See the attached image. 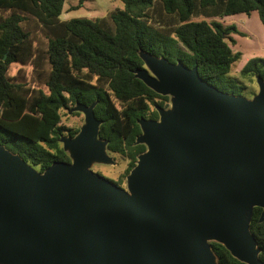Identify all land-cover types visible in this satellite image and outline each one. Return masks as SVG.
Masks as SVG:
<instances>
[{"label":"water","instance_id":"95a60500","mask_svg":"<svg viewBox=\"0 0 264 264\" xmlns=\"http://www.w3.org/2000/svg\"><path fill=\"white\" fill-rule=\"evenodd\" d=\"M134 77L169 97L139 117L137 156L121 188L93 172L113 164L98 137L96 101L73 136L69 161L43 171L0 144V264H218L211 242L264 264L250 230L264 219V79L246 97L217 89L197 67L139 51Z\"/></svg>","mask_w":264,"mask_h":264},{"label":"trees","instance_id":"16d2710c","mask_svg":"<svg viewBox=\"0 0 264 264\" xmlns=\"http://www.w3.org/2000/svg\"><path fill=\"white\" fill-rule=\"evenodd\" d=\"M64 1L0 0V144L38 171L54 161L70 160L59 137L72 136L78 129L60 124V110L96 101L98 137L108 141L111 153L128 161L125 174L129 173L145 150L144 144L135 143L138 118L157 119L155 107L168 102L167 96L134 77V70L144 67L139 51L196 66L204 81L235 95L246 91L252 96L256 91L246 83L264 79V58H252L241 68L245 82L227 76L239 57L232 51L231 34L243 33L216 19L255 11L264 25V0H119L122 8L111 11L107 20H62ZM157 8L159 15L173 17L174 22L164 25L155 17ZM35 31L43 32L45 42ZM14 63L29 65L43 77L45 90L9 75ZM260 211L253 208L250 230L264 262ZM211 247L218 264H245L222 244L211 242Z\"/></svg>","mask_w":264,"mask_h":264},{"label":"rangeland","instance_id":"374dc122","mask_svg":"<svg viewBox=\"0 0 264 264\" xmlns=\"http://www.w3.org/2000/svg\"><path fill=\"white\" fill-rule=\"evenodd\" d=\"M77 4L78 0H65L60 19L66 20L74 17H88L92 19L103 18L107 20L108 14L111 11L120 9L123 6L122 2L119 0H84L78 8H74ZM156 11L157 13L155 14V17L163 19L162 23L164 25L174 22L173 17H163V14L159 15V8H157ZM201 18L204 17H195L194 19L198 20ZM205 19L210 20L211 18ZM233 20L235 22L238 20L236 26L245 32V36H240L236 33L231 34V36H237V40H234V44H232V51L238 52L239 57L232 63L227 76L245 82V79L240 77L241 68L252 58H264V25L260 21L256 12H250L249 14H233L223 18V21L226 23H232ZM40 32H37L38 37L42 42H45L44 37H42L43 32ZM41 44L43 45V43ZM9 75L14 76L16 80L27 82L29 87L42 88L45 90V85L43 84L44 79H42L43 77L40 78L34 71L32 72L29 65H20L18 63L11 64L9 66ZM246 84H248L249 89L257 90L255 82ZM240 95L247 97L246 91H243ZM71 108L60 110V124L66 128L79 129L83 123V114L78 111H71ZM108 154L112 157L113 164L96 163L92 165L91 169L114 180L117 184L124 187L126 184V176L128 174H125L128 161L120 154L109 152Z\"/></svg>","mask_w":264,"mask_h":264},{"label":"crops","instance_id":"0c3cea01","mask_svg":"<svg viewBox=\"0 0 264 264\" xmlns=\"http://www.w3.org/2000/svg\"><path fill=\"white\" fill-rule=\"evenodd\" d=\"M252 12H255V11H252ZM238 14H244V13H238ZM258 15V14H257ZM230 16V15H229ZM224 17H226V16H224ZM224 17H221V18H216L217 20H219L220 22H222L224 25H229V24H233V25H237L236 23L238 22V20H236L237 22H235L234 20L232 21V23H226L225 21H223V18ZM236 28H237V30L238 31H240V32H242L243 33V35H240V36H245V32L243 31V30H241V29H239V27H237L236 26ZM233 36V35H232ZM237 36L236 35H234L233 36V39L236 41L237 40V38H236ZM233 46V45H232ZM232 46H231V48H232Z\"/></svg>","mask_w":264,"mask_h":264},{"label":"flooded vegetation","instance_id":"af4514ba","mask_svg":"<svg viewBox=\"0 0 264 264\" xmlns=\"http://www.w3.org/2000/svg\"><path fill=\"white\" fill-rule=\"evenodd\" d=\"M168 105H169V97H168V102H167V105L166 106H164V107H162V108H166V107H168ZM76 134V133H75ZM64 136H70V135H64ZM73 136V135H72ZM108 152L109 153H111L109 150H108ZM92 170V169H91ZM93 171V170H92ZM93 172H96V171H93ZM96 173H98V174H100V175H102L101 173H99V172H96ZM102 176H104V175H102ZM105 178H107V179H109L110 181H112L114 184H116L117 186H119V187H121V188H126V184H125V186L123 187V186H121V185H119V184H117L114 180H112V179H110V178H108V177H106V176H104Z\"/></svg>","mask_w":264,"mask_h":264}]
</instances>
